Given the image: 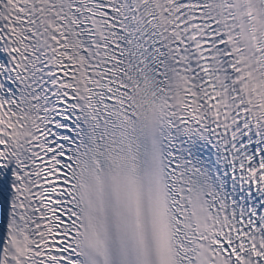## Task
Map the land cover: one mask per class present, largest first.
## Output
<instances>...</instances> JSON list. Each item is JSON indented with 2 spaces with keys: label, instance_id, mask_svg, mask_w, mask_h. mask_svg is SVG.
<instances>
[{
  "label": "snow or ice",
  "instance_id": "6c2138e0",
  "mask_svg": "<svg viewBox=\"0 0 264 264\" xmlns=\"http://www.w3.org/2000/svg\"><path fill=\"white\" fill-rule=\"evenodd\" d=\"M0 264H264V0H0Z\"/></svg>",
  "mask_w": 264,
  "mask_h": 264
}]
</instances>
